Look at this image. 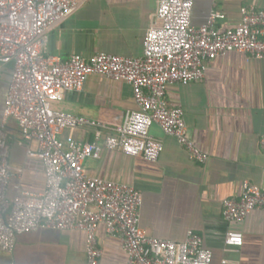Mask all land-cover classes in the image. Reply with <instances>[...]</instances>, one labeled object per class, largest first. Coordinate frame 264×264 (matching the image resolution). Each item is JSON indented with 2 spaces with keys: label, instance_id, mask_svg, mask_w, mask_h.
<instances>
[{
  "label": "built area",
  "instance_id": "2783aa9c",
  "mask_svg": "<svg viewBox=\"0 0 264 264\" xmlns=\"http://www.w3.org/2000/svg\"><path fill=\"white\" fill-rule=\"evenodd\" d=\"M82 0H0V70L12 63V75L0 116V250L12 252L18 235L41 228L86 232L87 264H100L102 249L96 232L103 224L121 239L127 264H211L212 250L203 236L189 230L183 241L150 237L139 225L143 193L134 185L91 175L88 158L104 150H120L155 162L164 144L150 134L153 123L185 145L190 157L206 154L189 138L183 108L166 97L169 84H186L205 76L208 62L231 51L264 59V9L241 8V19L221 30L224 13L212 10L208 19L192 24L194 0H159L145 35L144 55L127 57L99 51L90 57L67 58L48 52L50 31L81 5ZM99 73L133 86L137 107L104 135L105 125L53 107L67 91L83 88ZM15 120L18 143L26 146L27 166H40L45 189L20 188L10 198L12 171L8 125ZM93 125L94 140H64L67 127ZM35 143L36 146H32ZM264 148V137L261 140ZM264 208V187L248 180L239 197L223 201V216L241 221ZM227 245L243 243V232L229 230Z\"/></svg>",
  "mask_w": 264,
  "mask_h": 264
},
{
  "label": "crops",
  "instance_id": "0c3cea01",
  "mask_svg": "<svg viewBox=\"0 0 264 264\" xmlns=\"http://www.w3.org/2000/svg\"><path fill=\"white\" fill-rule=\"evenodd\" d=\"M158 1L82 0L73 14L50 31L48 52L62 58L90 57L99 51L141 57ZM250 5L264 9V0H194L192 24L204 23L217 9L225 15L217 27L225 30L236 26L241 8ZM12 69L10 63L0 70V116ZM166 97L183 108L189 138L206 154L204 161L192 159L185 145L153 123L150 134L164 144L157 161L104 150L100 158L86 159L85 168L93 176L142 191L139 225L150 237L180 242L193 230L212 250L211 264H264V208L252 210L241 221L223 216L224 199L239 197L245 180L264 187V59L228 52L208 62L202 79L169 84ZM52 105L104 124V135L137 107L130 83L99 73ZM95 130L93 125L69 127L60 136L66 141L94 140ZM8 133L13 173L8 196L13 198L20 188L44 191V170L26 165V146L18 143L15 120H10ZM229 230L243 232L242 245L225 243ZM96 236L102 249L100 264H127L119 237L109 234L103 224ZM0 264H87L86 232L41 228L22 233L12 252L0 250Z\"/></svg>",
  "mask_w": 264,
  "mask_h": 264
},
{
  "label": "rangeland",
  "instance_id": "374dc122",
  "mask_svg": "<svg viewBox=\"0 0 264 264\" xmlns=\"http://www.w3.org/2000/svg\"><path fill=\"white\" fill-rule=\"evenodd\" d=\"M67 129H69V127H67Z\"/></svg>",
  "mask_w": 264,
  "mask_h": 264
}]
</instances>
